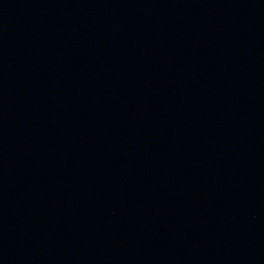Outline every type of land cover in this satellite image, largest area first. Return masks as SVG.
Wrapping results in <instances>:
<instances>
[{"label":"water","instance_id":"water-1","mask_svg":"<svg viewBox=\"0 0 264 264\" xmlns=\"http://www.w3.org/2000/svg\"><path fill=\"white\" fill-rule=\"evenodd\" d=\"M0 264H264V0H0Z\"/></svg>","mask_w":264,"mask_h":264}]
</instances>
